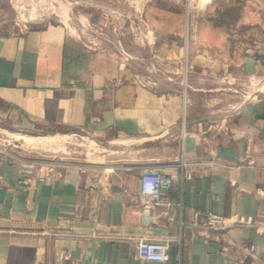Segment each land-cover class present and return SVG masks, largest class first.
Here are the masks:
<instances>
[{
	"label": "crops",
	"instance_id": "crops-1",
	"mask_svg": "<svg viewBox=\"0 0 264 264\" xmlns=\"http://www.w3.org/2000/svg\"><path fill=\"white\" fill-rule=\"evenodd\" d=\"M93 1L94 10L80 11L83 23L110 29L119 18L131 22L137 3L149 32L141 44L152 54L148 59L184 57L186 42L175 39L185 28V0H163L179 15L173 26L151 15H160V0ZM118 11L126 15L112 16ZM262 11L252 5L238 14L245 29L263 30L246 40L250 48L202 38L190 51L193 61L204 63L206 74L214 64L233 62L258 72L264 67L256 56L264 53ZM209 20L212 32L217 28ZM75 31L62 21L0 32V120L82 130L131 158L48 173L0 159V264H264V97L201 114L183 92L144 81L155 73L124 69L109 50L83 42ZM223 147H233L236 157L220 156ZM183 153L206 154L209 161L188 178L179 165ZM151 165L174 181L158 201L147 202L141 173ZM209 213L248 223L213 230ZM141 238L171 240V259L142 260ZM252 242L259 255L249 249Z\"/></svg>",
	"mask_w": 264,
	"mask_h": 264
},
{
	"label": "rangeland",
	"instance_id": "rangeland-1",
	"mask_svg": "<svg viewBox=\"0 0 264 264\" xmlns=\"http://www.w3.org/2000/svg\"><path fill=\"white\" fill-rule=\"evenodd\" d=\"M159 3L162 5L160 15L154 11L151 13L152 17L158 22L162 21V24L170 23V26L175 24V20L178 23V13L176 16L173 15L175 7L171 5L169 8V4L163 0ZM94 4L93 0H0V32L17 33L32 27L45 26L49 23L61 24L65 21L69 28L76 30V36L80 40L92 46H103L110 51L112 60L119 61V65L124 64V69L155 73L153 77L145 80L141 75H137L139 79L157 82L164 88L170 85L169 89L183 92L186 100L190 104L193 103L201 114H222L243 102L262 97L257 91L264 86V67L254 74H249L240 63H225L229 65L228 67L217 63L211 68L212 71L206 74L207 69L202 67L204 63L193 61L195 57L190 55V51L193 44L202 38H210L215 42L232 39L235 43H244L246 49L250 48L246 40L254 39L253 34L260 36L259 33H263V30L259 27L255 30L254 26H247L245 29L240 23L241 14H238L240 10L252 5L263 8L259 26L264 27V0H210L205 13L199 14L195 28L187 27L188 16L184 5L185 28L175 39L177 42H186L181 61L162 59L156 61L152 57L148 59L152 54H149L148 48L144 53L141 44L147 42L149 32L142 9L137 3L134 15L130 17L131 22L119 18L115 27L111 25L110 29H100L81 21L80 11L94 10L96 8ZM129 6L132 7V4ZM194 9V12H200L198 5H195ZM166 12L169 14H165ZM116 13H118L116 16L126 15L125 12L118 11L112 13V16ZM211 13L212 15H208ZM112 16L109 15L110 18ZM207 18L214 20L213 26L217 29L212 32L207 30L210 29V26H207L210 20ZM223 50L224 46L218 49L219 52ZM27 130H44L48 134L34 136L26 133ZM26 137H29V140ZM23 139H27V142ZM108 141L82 130L20 123L16 119L0 120V159H16L27 166L38 168L40 172L48 173L49 169L54 172L58 168L70 166L107 164L112 160L131 158L128 157L130 155L128 152L122 153L121 156L120 152L110 150Z\"/></svg>",
	"mask_w": 264,
	"mask_h": 264
},
{
	"label": "built area",
	"instance_id": "built-area-1",
	"mask_svg": "<svg viewBox=\"0 0 264 264\" xmlns=\"http://www.w3.org/2000/svg\"><path fill=\"white\" fill-rule=\"evenodd\" d=\"M210 0H186V13H187V27L195 28L198 24L199 14L205 13ZM198 5L200 12H194V6ZM197 14V15H195ZM124 68V64H122ZM142 83L143 80L139 79ZM208 156L205 155H187L183 153L179 162L180 167L183 169L188 178H193L196 174L197 167L201 163L208 162ZM174 181L173 177L166 174L163 169L156 165H151L144 169L141 173V197L147 202L158 201L164 186L171 184ZM202 214L199 211L194 213L195 222H199ZM207 225L213 230H222L228 227L247 224L248 221L243 217L238 216H222L214 213L207 214ZM172 242L169 239H151L141 238L137 243V251L139 257L144 261H159L168 262L171 259ZM249 249L259 255L261 252L258 244L252 242L248 245Z\"/></svg>",
	"mask_w": 264,
	"mask_h": 264
},
{
	"label": "water",
	"instance_id": "water-1",
	"mask_svg": "<svg viewBox=\"0 0 264 264\" xmlns=\"http://www.w3.org/2000/svg\"><path fill=\"white\" fill-rule=\"evenodd\" d=\"M256 56L258 58H263L264 59V53H257ZM262 97H264V94H260ZM26 133L34 135V136H46L48 134L47 131L44 130H27ZM220 156L225 157V158H230L234 159L236 157V152L233 147H223L220 152Z\"/></svg>",
	"mask_w": 264,
	"mask_h": 264
},
{
	"label": "bare ground",
	"instance_id": "bare-ground-1",
	"mask_svg": "<svg viewBox=\"0 0 264 264\" xmlns=\"http://www.w3.org/2000/svg\"><path fill=\"white\" fill-rule=\"evenodd\" d=\"M85 18V17H84ZM257 85V84H256ZM264 86H262V88H260V89H258V93L259 94H264V88H263ZM23 137V136H22ZM25 137V136H24ZM26 138H28V140H29V137H26ZM23 140H25L26 142H27V139H23ZM93 141V140H92ZM33 142V141H32ZM118 143H123V144H132V141H127V140H121V141H117ZM117 143V144H118ZM35 144V143H34Z\"/></svg>",
	"mask_w": 264,
	"mask_h": 264
}]
</instances>
